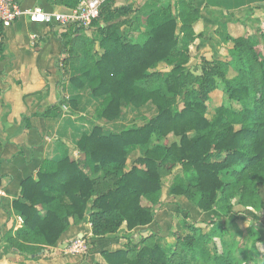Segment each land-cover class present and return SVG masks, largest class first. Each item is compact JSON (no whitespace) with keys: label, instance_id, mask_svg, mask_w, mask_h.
I'll return each mask as SVG.
<instances>
[{"label":"trees","instance_id":"16d2710c","mask_svg":"<svg viewBox=\"0 0 264 264\" xmlns=\"http://www.w3.org/2000/svg\"><path fill=\"white\" fill-rule=\"evenodd\" d=\"M60 1L72 8L79 2ZM199 18L193 0H151L135 10L104 0L91 23L93 37L72 42L61 36L77 57L62 59L68 81L61 102L67 114L83 115L86 127L75 142L82 157L45 158L35 178L22 180L13 202L22 222L5 235L20 251L55 244L68 218L81 220L89 202L93 239L123 224L132 230L151 223L162 176L177 167L169 194L215 211L216 218L206 229L184 220L186 232L173 229L168 241L146 237L102 251L105 263L264 264L260 232L250 227L237 240L221 221L236 206L264 211V31L227 34L226 55L201 57L190 68V46L202 36L194 31ZM219 85L224 100L208 114ZM58 108L43 116H55ZM170 134L178 141L158 142ZM137 149L141 154L126 171Z\"/></svg>","mask_w":264,"mask_h":264},{"label":"crops","instance_id":"0c3cea01","mask_svg":"<svg viewBox=\"0 0 264 264\" xmlns=\"http://www.w3.org/2000/svg\"><path fill=\"white\" fill-rule=\"evenodd\" d=\"M82 0H79L78 4ZM115 6L131 5L135 10L151 0H114ZM173 1V0H171ZM23 7H41L45 11L72 9L60 0H19ZM200 10V18L194 31L201 33L190 46L187 67L197 66L201 57H223L230 48L225 41L232 37L264 31V0H193ZM77 4V5H78ZM82 28V29H81ZM36 34L34 45L30 34ZM96 27L83 28L76 25H43L29 22L21 17L2 30L0 37V264H95L105 263L102 251L125 249L152 233L159 232L169 222L167 215L180 213L183 209L188 220L202 218L208 212L196 208L182 195H171L169 183L161 185L158 201L151 205L153 221L128 230L123 224L116 233L93 239L88 215L89 202L84 217H70L67 226L53 245L42 246L35 252L20 251L17 240H8L5 235L13 232L21 223L17 220L13 202L20 199V184L27 177H36L45 158H59L67 154L71 159L82 155L75 146L79 132L86 125L82 113L67 114L61 98L66 97L67 74L62 72V59L76 62L63 46L62 35L70 41L77 37H93ZM137 33L135 32L134 35ZM95 49H98L96 44ZM55 116L45 117L46 110L54 105ZM25 117L29 126H26ZM133 155L132 158L131 155ZM141 151H133L126 161L128 171ZM145 204H148L145 202ZM243 208V207H242ZM250 210L254 214L264 211ZM43 210V209H42ZM89 243L84 255L66 250L74 238ZM93 243V246H91Z\"/></svg>","mask_w":264,"mask_h":264},{"label":"built area","instance_id":"2783aa9c","mask_svg":"<svg viewBox=\"0 0 264 264\" xmlns=\"http://www.w3.org/2000/svg\"><path fill=\"white\" fill-rule=\"evenodd\" d=\"M104 0H82L76 7L65 11H45L41 7H23L19 0H0V37L2 30L21 17L29 22L43 25H76L89 27L100 13V6ZM264 7V2H262ZM36 34H30V43L34 45ZM18 222H22L17 216ZM90 248L89 243L80 238L71 240L66 250L77 255H84Z\"/></svg>","mask_w":264,"mask_h":264},{"label":"rangeland","instance_id":"374dc122","mask_svg":"<svg viewBox=\"0 0 264 264\" xmlns=\"http://www.w3.org/2000/svg\"><path fill=\"white\" fill-rule=\"evenodd\" d=\"M76 60V58H75ZM195 67L194 65H191L190 68ZM224 100V94L222 91V87L219 85L218 88L211 94V98L209 102L207 103V112L208 114H211V111L213 110L214 106L217 103L223 102ZM171 143L173 141H178V138L173 136L172 134L168 135L166 139H160L158 142L160 143ZM133 155H136V153L132 154L130 158H132ZM178 170L177 167H173L171 170V174H165L162 176L161 179V185H166L171 182L173 174ZM224 178V175H222ZM261 193L264 196V186L261 187ZM177 210L180 213L175 214H169L167 215V221L169 222L168 226L160 230L159 232L152 233L147 237H150L151 242H161L163 239H167L168 241V235L169 232L173 229H178L181 232H186L184 228L181 229V224L185 220L187 223H193L196 226L207 228V224L210 222L211 219L216 218V214H212V212H208V214H205L202 218H199L198 216H195V218H192L191 220H188V216L186 215L185 211L181 209L180 207L177 208ZM213 211V210H211ZM182 220V221H181ZM189 221V222H188ZM221 221L224 223V225L229 229L231 237L235 239H239L240 236L247 232V230L250 227H253L257 229L260 232V235L264 239V212L263 213H257L254 214L250 210H246L242 207L236 206L234 209V213L230 214L225 217H221ZM229 236V235H228ZM227 239V238H226ZM159 240V241H157ZM259 250L261 253H264V242L258 244Z\"/></svg>","mask_w":264,"mask_h":264}]
</instances>
